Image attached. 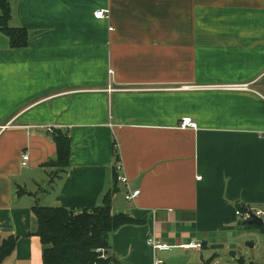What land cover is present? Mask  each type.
Returning <instances> with one entry per match:
<instances>
[{"label":"crops","instance_id":"0c3cea01","mask_svg":"<svg viewBox=\"0 0 264 264\" xmlns=\"http://www.w3.org/2000/svg\"><path fill=\"white\" fill-rule=\"evenodd\" d=\"M10 12L28 43L0 30V236L16 237L2 264L42 263L34 205L106 194L136 220L110 233L108 264H229L252 235L264 248L235 214L264 209V0H10Z\"/></svg>","mask_w":264,"mask_h":264},{"label":"trees","instance_id":"16d2710c","mask_svg":"<svg viewBox=\"0 0 264 264\" xmlns=\"http://www.w3.org/2000/svg\"><path fill=\"white\" fill-rule=\"evenodd\" d=\"M10 16V0H0V30L8 37L12 48H24L28 43V32L24 27L9 26ZM54 142L57 147V163L65 166L70 149L69 138L65 132H57ZM113 150L118 161L120 156L115 143ZM32 211L36 220V234L42 244L41 264H108L106 252L109 250L110 233L121 225L136 222L124 213L112 212L107 194L102 204L91 208L68 209L36 204ZM243 225L259 226L264 233V223L256 225L243 221ZM15 245V236H0V264L14 250ZM98 248L103 250L105 258L101 257ZM238 262L244 264L241 259ZM250 264L259 263L251 261Z\"/></svg>","mask_w":264,"mask_h":264},{"label":"built area","instance_id":"2783aa9c","mask_svg":"<svg viewBox=\"0 0 264 264\" xmlns=\"http://www.w3.org/2000/svg\"><path fill=\"white\" fill-rule=\"evenodd\" d=\"M95 16L97 18H107L108 17V9H100L95 11ZM110 30L112 29V27L109 28ZM230 87H237V88H245V85H233ZM180 127L185 128V127H195V122H193L190 118H183L182 121L180 122ZM49 130H51L50 128H48ZM28 160V154L25 153L22 156V164L25 165L26 161ZM117 165H120V161H118ZM117 179L120 181H126L125 177H120L117 176ZM139 193L138 189H135L134 191L127 193L125 195V198L127 200L133 199L134 197H136ZM235 214L237 217H239L242 221H249L250 219H252L253 216H257L259 218L262 219L263 223H264V209H258V210H252L249 208H242V207H237L235 209ZM147 244L152 246L154 249L157 250H168L170 248V245H167L164 242H161L159 240H156L153 237H149L147 239ZM198 245L196 243H191L188 245H182V247L184 248H195ZM98 252L101 253V257L105 258L106 255L103 252L102 249L98 248L97 249ZM154 264H163V261L160 258H154Z\"/></svg>","mask_w":264,"mask_h":264},{"label":"rangeland","instance_id":"374dc122","mask_svg":"<svg viewBox=\"0 0 264 264\" xmlns=\"http://www.w3.org/2000/svg\"><path fill=\"white\" fill-rule=\"evenodd\" d=\"M253 241V246H248L245 243V250L241 254H237L238 260L241 259L242 263L244 264H250V262H258L260 264H264V248L261 245V242L257 238H255L254 235L248 237L244 242ZM227 257H225V262H228L229 264H240V262H237L236 258H230V256L227 254ZM163 258V255L161 256ZM215 257H213L212 260L215 262ZM164 260V259H163ZM166 264H170L167 259L164 260Z\"/></svg>","mask_w":264,"mask_h":264},{"label":"water","instance_id":"95a60500","mask_svg":"<svg viewBox=\"0 0 264 264\" xmlns=\"http://www.w3.org/2000/svg\"><path fill=\"white\" fill-rule=\"evenodd\" d=\"M248 223H250V224H256V225H262L263 224V221H262L261 218H259L257 216H253L252 219H250L248 221ZM253 244H254L253 241L246 242V245H248V246H253Z\"/></svg>","mask_w":264,"mask_h":264}]
</instances>
